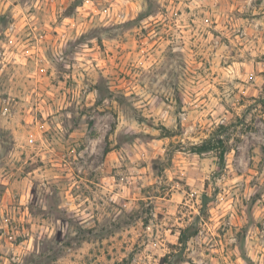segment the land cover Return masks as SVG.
I'll return each instance as SVG.
<instances>
[{
  "label": "rangeland",
  "instance_id": "obj_1",
  "mask_svg": "<svg viewBox=\"0 0 264 264\" xmlns=\"http://www.w3.org/2000/svg\"><path fill=\"white\" fill-rule=\"evenodd\" d=\"M187 227L177 264H264V0H0V264H160Z\"/></svg>",
  "mask_w": 264,
  "mask_h": 264
},
{
  "label": "trees",
  "instance_id": "obj_2",
  "mask_svg": "<svg viewBox=\"0 0 264 264\" xmlns=\"http://www.w3.org/2000/svg\"><path fill=\"white\" fill-rule=\"evenodd\" d=\"M192 153L194 154H205L209 152H215L218 154V158L220 160V164L224 165L225 160V149L223 147V140L219 137L217 139L210 138L205 140L203 143L194 145L192 147ZM207 196L204 195V198ZM204 206L207 205V201H203ZM191 227H187L183 230L179 237V250L176 252H172L165 257H163L160 261V264H177L184 261V251L186 250L187 243L191 238H193L197 234V229H193L191 231Z\"/></svg>",
  "mask_w": 264,
  "mask_h": 264
}]
</instances>
